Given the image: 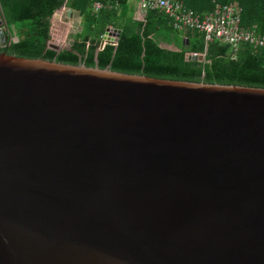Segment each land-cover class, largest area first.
<instances>
[{
  "label": "water",
  "instance_id": "obj_1",
  "mask_svg": "<svg viewBox=\"0 0 264 264\" xmlns=\"http://www.w3.org/2000/svg\"><path fill=\"white\" fill-rule=\"evenodd\" d=\"M0 264H264V85L0 51Z\"/></svg>",
  "mask_w": 264,
  "mask_h": 264
},
{
  "label": "trees",
  "instance_id": "obj_2",
  "mask_svg": "<svg viewBox=\"0 0 264 264\" xmlns=\"http://www.w3.org/2000/svg\"><path fill=\"white\" fill-rule=\"evenodd\" d=\"M127 0H103L97 13L91 9L93 0H0V13L5 26L14 35L25 39L10 44H0V51L25 56L55 58L66 62L97 63L111 70L193 78L210 81H228L264 85V47L254 51L250 45L239 47L235 58L230 47L218 41L205 43L202 33L187 31L188 48L161 47L172 38L165 36L171 29L167 18L159 11L147 10L143 20L120 18L116 10ZM196 13L212 9L214 1H237L242 8L244 25H254L264 34V0H180ZM66 6L81 18V29L74 34L68 47L53 49L47 46L50 38L51 16ZM107 25L120 29L116 45L105 44L98 49L99 35ZM180 34H178L179 36ZM167 39V40H163ZM204 53V60H186V52Z\"/></svg>",
  "mask_w": 264,
  "mask_h": 264
},
{
  "label": "built area",
  "instance_id": "obj_3",
  "mask_svg": "<svg viewBox=\"0 0 264 264\" xmlns=\"http://www.w3.org/2000/svg\"><path fill=\"white\" fill-rule=\"evenodd\" d=\"M118 5L119 0H110ZM104 6L103 0H93L91 9L97 13ZM161 12L167 23L177 31H196L202 33L205 43L218 41L229 45L230 55L235 58L239 47L248 44L254 51L264 47V34L254 25H244L241 20L242 8L237 1L222 3L214 1L211 10L203 13L193 12L180 0H137L136 19L143 20L147 10ZM4 26L0 29L4 30ZM107 26L99 35L97 48L105 44L116 45L118 35ZM199 54V53H195Z\"/></svg>",
  "mask_w": 264,
  "mask_h": 264
},
{
  "label": "rangeland",
  "instance_id": "obj_4",
  "mask_svg": "<svg viewBox=\"0 0 264 264\" xmlns=\"http://www.w3.org/2000/svg\"><path fill=\"white\" fill-rule=\"evenodd\" d=\"M69 11L70 9L66 6L61 7L54 12L51 18V21L55 22V24H53V27L50 28V38L48 42L55 44V46H58L59 49L68 47L74 38V33L79 31L82 26L81 18L77 15L76 11H73L72 13ZM164 31L165 36H171L174 44H181L182 40L176 32H173L171 29H165Z\"/></svg>",
  "mask_w": 264,
  "mask_h": 264
},
{
  "label": "crops",
  "instance_id": "obj_5",
  "mask_svg": "<svg viewBox=\"0 0 264 264\" xmlns=\"http://www.w3.org/2000/svg\"><path fill=\"white\" fill-rule=\"evenodd\" d=\"M64 7V6H63ZM70 13H72L73 11H69ZM69 13V14H70ZM54 14V13H53ZM116 14H117V16H119L120 18H126V19H128V18H131V19H136V17H137V15H138V12H137V0H127L126 2H125V4L124 5H122V6H120L117 10H116ZM78 15V14H77ZM1 18H2V16H1ZM51 18H52V16H51ZM50 22H51V25L52 26H50V28H52L53 27V24H55V22H52L51 21V19H50ZM5 28H4V30H7V31H9V32H11V30L10 29H7L6 28V26H5V24L3 25ZM107 26H111V25H107ZM106 26V27H107ZM112 28H116V29H119V28H117V27H115V26H111ZM120 30V29H119ZM186 32L187 31H179L178 32V34H180L179 35V38L182 40L181 41V46L183 47V48H185L184 47V39H187L188 40V38L186 37L187 35H186ZM171 37V36H170ZM205 41V40H204ZM169 44H167V43H165V42H161L160 44H161V47H165V48H169V49H178V47H180L179 45H177V44H174V41L172 42V41H170V42H168ZM188 48V47H187ZM187 48H185V49H187ZM189 52V51H188ZM191 53H199V52H191ZM200 54V53H199ZM202 54H204V53H202ZM185 55H186V53H185ZM205 56V55H204Z\"/></svg>",
  "mask_w": 264,
  "mask_h": 264
},
{
  "label": "clouds",
  "instance_id": "obj_6",
  "mask_svg": "<svg viewBox=\"0 0 264 264\" xmlns=\"http://www.w3.org/2000/svg\"><path fill=\"white\" fill-rule=\"evenodd\" d=\"M186 53H188V52H186ZM204 55V54H203Z\"/></svg>",
  "mask_w": 264,
  "mask_h": 264
}]
</instances>
